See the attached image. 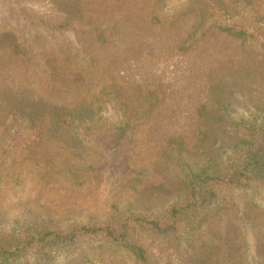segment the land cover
Listing matches in <instances>:
<instances>
[{"label": "rangeland", "instance_id": "rangeland-1", "mask_svg": "<svg viewBox=\"0 0 264 264\" xmlns=\"http://www.w3.org/2000/svg\"><path fill=\"white\" fill-rule=\"evenodd\" d=\"M223 2L226 23L264 36V0ZM203 13L204 27L193 46L184 44ZM209 16L204 0H165L161 17L168 24L160 29L148 23L141 28L123 14L105 11L96 13L93 25L74 22L61 28L65 15L50 0H0V34L13 33L29 57H10L6 84L52 107H76L84 97L52 80L45 64L70 47L101 63L117 62L110 69L114 79L120 75L118 82L131 86L130 92L140 87L143 95L159 98L151 100L157 106L150 119L126 129L119 146L116 125L123 112L108 104L101 115L115 127L107 133L83 131L79 150L49 143L34 153L54 159L47 173L40 172L44 165L35 159L29 166L9 164L0 180V232L22 231L35 221L66 229L128 217L156 219L182 193L183 169L198 173L229 163L239 141L248 139L249 127L261 121L264 60L258 50L217 28L205 32L214 22ZM210 80L221 82V92L212 94ZM218 94L226 106L220 111L214 105ZM136 100V94L131 96L125 109L132 110ZM210 101L212 114L225 117L212 120L199 143L197 111ZM129 113L133 119L141 112ZM66 169L80 176L75 180ZM14 172L21 176L12 177ZM220 200L222 208H213L198 229L181 238L135 230L131 238L145 248V262L99 237L62 250H33L0 264H264V185L222 192Z\"/></svg>", "mask_w": 264, "mask_h": 264}, {"label": "trees", "instance_id": "trees-1", "mask_svg": "<svg viewBox=\"0 0 264 264\" xmlns=\"http://www.w3.org/2000/svg\"><path fill=\"white\" fill-rule=\"evenodd\" d=\"M50 1L65 15L61 28H70L74 22L93 25L98 11L123 14L140 27L148 23L160 29L162 25L168 24L163 20L165 18L161 17L165 0ZM204 1L210 7L209 18L214 20L205 32L210 28H217L239 39L243 46L258 50L264 60V36L259 31L251 27L241 28L226 23L224 19L228 11L223 0ZM202 18L184 44L193 46L196 35L204 27V13ZM205 32L203 31L201 35ZM98 39L105 41L102 33H99ZM10 57L29 58L27 50L13 33L2 32L0 34V180L4 177L5 169L9 164L17 162L29 166L30 161L34 159L44 165L40 172L47 173L54 159L45 154L36 157L34 153L49 143L79 150L83 148L85 142L83 131L107 133L115 127L107 125L101 115L108 104L119 105L123 112L120 122L116 125L115 146L121 144V140L126 136V129L136 126L137 122H142L143 117L150 119V115L154 114L152 111L157 106L151 101L155 96L153 93L143 95L140 87L130 92L131 86L126 87V84L118 82L120 75L115 76L116 80L114 79L116 72L110 69L117 62L108 60L101 63L88 52L66 47L59 55H52L46 59L47 73L52 80L59 81L72 93H80L84 99L74 108L52 107L34 101L25 94V91L6 84L5 65ZM209 82L212 94L221 92L217 87L221 82L212 80ZM135 94L137 100L133 103L132 110L141 113L137 116L133 114L132 119L129 113L132 110L125 109L124 106ZM219 98L218 94L214 101V105L220 106L218 111L226 108ZM155 99L159 98L155 96ZM211 105L213 102L210 101L201 105L197 111L200 119L199 143L204 141L205 128L211 125L212 120L223 121L225 117V114L223 116L212 114L214 110ZM261 110V121L249 127L248 139L239 141L234 154L229 158V163L221 167L208 166L198 173L183 169L186 175L182 193L168 206L166 214H161L156 219L128 217L103 225L71 226L66 229L55 227L46 221H35L22 231L0 232V262L12 263L33 250H62L76 245L83 239L99 237L127 249L136 259L145 262V248L131 238L135 230L146 231L160 238H181L198 229L213 208H222L220 200L222 192L231 193L236 189H248L255 184L264 185V105ZM65 171L75 180L80 176V173L73 170ZM14 176L20 177L21 174L14 172L12 177ZM200 264L206 262L201 261Z\"/></svg>", "mask_w": 264, "mask_h": 264}]
</instances>
